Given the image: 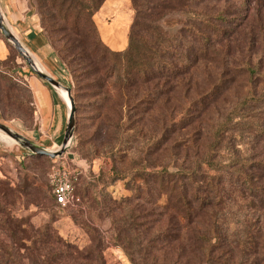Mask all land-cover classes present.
<instances>
[{
    "label": "rangeland",
    "instance_id": "1",
    "mask_svg": "<svg viewBox=\"0 0 264 264\" xmlns=\"http://www.w3.org/2000/svg\"><path fill=\"white\" fill-rule=\"evenodd\" d=\"M26 3L49 46L25 45L71 88L75 129L65 155L77 158L82 173L79 198L59 206L50 173L60 157L32 154L0 132L13 141L0 137V264H264V0L104 1L93 19L112 49L126 47L137 16L136 31L157 22L171 41L163 63L138 87L118 91L116 77L109 78L102 109L90 79L73 81L43 30L37 0ZM0 37L7 48L0 58V122L60 149L64 115L57 108L55 125H43L30 87L33 77L48 82L1 31ZM16 96L27 105L20 107ZM236 105L240 116L213 155L220 167L202 162L200 187L185 191L188 215L168 183L136 174L144 166L193 168ZM16 221L21 225L13 229ZM41 231L49 242L34 247L25 240Z\"/></svg>",
    "mask_w": 264,
    "mask_h": 264
},
{
    "label": "trees",
    "instance_id": "2",
    "mask_svg": "<svg viewBox=\"0 0 264 264\" xmlns=\"http://www.w3.org/2000/svg\"><path fill=\"white\" fill-rule=\"evenodd\" d=\"M104 1L106 0H37L36 7L41 16L44 32L49 37L51 44L55 46L60 58L66 64L76 86L84 80L90 79L88 80V84L98 90L95 94L98 109H102L101 101L108 98L107 88L109 78L116 77L118 91H121L123 88L138 87L140 82H146L153 75V66L155 67L157 64L163 63L160 59L169 50L167 45L171 41L162 32L157 22L145 24V33L136 31L135 28L139 24L137 16L132 25L129 42L126 47L120 50L112 49L99 36L97 25L93 19L94 13L101 8ZM189 12L193 16H201L198 12ZM193 19L196 20L197 17ZM60 30H64V34L56 37V33ZM11 81L13 80L11 79ZM13 87L14 85L11 83L7 86L8 89H12ZM24 89L27 93H30L28 88ZM15 101L20 107L27 105L26 101L20 100L18 96H16ZM241 108V105H236L228 112L225 120L214 131L213 142L209 145L206 157L198 160L193 168L188 170L177 168L175 171H170L168 167L164 166L158 170L146 172L148 167L144 166L137 168L136 174H154L160 180L161 185L164 182L168 183L171 191L176 194L174 198L179 203L184 204L186 214L188 215L191 211V206L189 207L186 203L185 191L192 184L198 186L195 183L201 175L200 167L202 162L208 163L214 168L220 167V164L214 160L213 156L216 145L219 144L224 131L232 125L235 118L240 116L239 111ZM28 111L31 112L29 106ZM127 173L121 174L122 178L128 177L129 174ZM210 179L207 178L204 181L212 183L213 180ZM245 182L251 187L248 179ZM166 191H162V194L169 198L170 195H167ZM200 197H202L201 202L203 203L205 195H201ZM15 224L16 227L13 229L19 228L21 225L18 221ZM43 233L41 231V236H32L31 238H25V240H33L34 247L38 243L45 244L49 240ZM201 264L215 263L212 260H207Z\"/></svg>",
    "mask_w": 264,
    "mask_h": 264
},
{
    "label": "crops",
    "instance_id": "3",
    "mask_svg": "<svg viewBox=\"0 0 264 264\" xmlns=\"http://www.w3.org/2000/svg\"><path fill=\"white\" fill-rule=\"evenodd\" d=\"M0 7L6 22L23 42L24 40L38 41L42 50L48 48L49 43L41 33L42 28L39 17L31 7L27 6L26 0H0ZM0 44V58H3L5 57L7 48L5 41L1 37ZM36 60L46 70L47 66L45 68L39 59L36 58ZM30 87L34 94L38 112L43 120V125H46L48 128L51 125H55L54 118L57 108L60 109V119L64 115V121H67L68 111L66 102L59 94L56 95L57 92L55 93V90L49 83L33 77L30 79ZM49 93L54 95V102L53 100H49Z\"/></svg>",
    "mask_w": 264,
    "mask_h": 264
},
{
    "label": "water",
    "instance_id": "4",
    "mask_svg": "<svg viewBox=\"0 0 264 264\" xmlns=\"http://www.w3.org/2000/svg\"><path fill=\"white\" fill-rule=\"evenodd\" d=\"M0 31L4 34L5 38L11 42L16 50L28 61L32 69L43 79H45L52 88L65 100L67 105V121H66V130L64 137L61 143V147L58 150H51L46 147L39 146L26 138L19 132L14 131L10 126L5 123L0 122V132H3L14 139V142H17L25 149L29 150L32 154L48 155L52 158H57L63 156L67 149L69 148L71 141L74 137L75 129V113H76V104L71 95V88L65 86L60 80L53 77L46 68L45 71L37 69V62L34 57H36L31 50L25 45V43L16 35L13 29L6 22L5 16L0 7ZM37 58V57H36ZM38 59V58H37ZM61 89L66 90L67 95L61 92ZM75 163H77V158H73ZM78 164V163H77Z\"/></svg>",
    "mask_w": 264,
    "mask_h": 264
},
{
    "label": "built area",
    "instance_id": "5",
    "mask_svg": "<svg viewBox=\"0 0 264 264\" xmlns=\"http://www.w3.org/2000/svg\"><path fill=\"white\" fill-rule=\"evenodd\" d=\"M81 173L82 169L74 159L65 154L53 164L50 182L53 196L59 206H67L79 198L77 186Z\"/></svg>",
    "mask_w": 264,
    "mask_h": 264
},
{
    "label": "bare ground",
    "instance_id": "6",
    "mask_svg": "<svg viewBox=\"0 0 264 264\" xmlns=\"http://www.w3.org/2000/svg\"><path fill=\"white\" fill-rule=\"evenodd\" d=\"M35 60H36V59H35ZM36 62H37V69H41V70L45 71V70L42 68V66L38 63L37 60H36ZM61 91L67 95L66 90L61 89ZM0 137L5 138L6 140H8V141H10V142H13L11 139H8V138H7L4 134H2V133H0Z\"/></svg>",
    "mask_w": 264,
    "mask_h": 264
}]
</instances>
